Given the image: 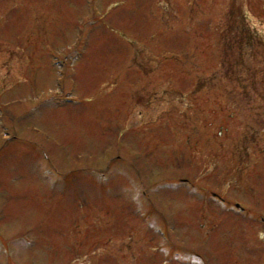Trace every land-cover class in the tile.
Returning <instances> with one entry per match:
<instances>
[{"label": "rangeland", "instance_id": "374dc122", "mask_svg": "<svg viewBox=\"0 0 264 264\" xmlns=\"http://www.w3.org/2000/svg\"><path fill=\"white\" fill-rule=\"evenodd\" d=\"M217 2L0 0V264H264V51Z\"/></svg>", "mask_w": 264, "mask_h": 264}, {"label": "flooded vegetation", "instance_id": "af4514ba", "mask_svg": "<svg viewBox=\"0 0 264 264\" xmlns=\"http://www.w3.org/2000/svg\"><path fill=\"white\" fill-rule=\"evenodd\" d=\"M257 0H218V2L217 3H219V4H221V5H223V6H226V7H231V8H236V9H243V10H245L246 12H245V14L243 13V16H242V20H240V25L239 26H243L245 29H247V31H248V33L250 34V35H252V34H255V35H257L256 33H254L252 30H250V28H253V27H255V24H252V22L251 21H249V19H252L253 17L249 14V13H251V14H253L252 13V9H253V6L252 5H254V3L256 2ZM260 2H262V0H260ZM230 3V4H229ZM228 7V9H230ZM251 7V8H250ZM258 8H260V5H258ZM257 8V9H258ZM249 11V12H248ZM257 12H258V10H257ZM249 23H251L252 24V26H250L249 25ZM245 38H246V40H247V43L248 44H251V45H253V48L254 47H260V48H262V50L264 51V38H261L260 36H245ZM240 44V46L242 45V44H244V41H243V39H242V43H239ZM241 48H242V46H241ZM226 72H227V70H226ZM249 103H251V102H248V106L249 107H251V105H249ZM258 110V111H257ZM256 112H260V110L259 109H257L256 108ZM253 117H255V119H256V123H258L260 120V116H256L255 114H254V116ZM261 121H264V117H262L261 116ZM249 130V132L251 131V134H249V135H247V137H249V136H251L250 138H248V140L249 141H247V142H245L243 139L244 138H242L241 139V141L239 142V143H243V141H244V144H247L248 146H249V148H250V145L252 144V145H255L256 143L255 142H259V141H262V137H255V134H254V132H255V128H253L252 130L249 128L248 129ZM263 139H264V137H263ZM262 144L263 143H261V146L259 145V144H257V147H258V150L261 152V153H258L259 154V157L261 156V155H263V151H261L262 149H263V147H262ZM235 146H236V148H238L239 150H245L246 152L248 151L244 146H239L238 145V142H237V144H235ZM248 157H249V155H248ZM239 162H240V160H239ZM239 165V164H238ZM262 166H264V164L262 165L261 163H260V165L258 166V167H262ZM234 207H236V208H239L238 207V205L237 204H234Z\"/></svg>", "mask_w": 264, "mask_h": 264}, {"label": "trees", "instance_id": "16d2710c", "mask_svg": "<svg viewBox=\"0 0 264 264\" xmlns=\"http://www.w3.org/2000/svg\"><path fill=\"white\" fill-rule=\"evenodd\" d=\"M243 33H244L245 36H247V35H248V36H256L255 34L250 35V34L248 33L247 29H244V32H243Z\"/></svg>", "mask_w": 264, "mask_h": 264}, {"label": "bare ground", "instance_id": "6f19581e", "mask_svg": "<svg viewBox=\"0 0 264 264\" xmlns=\"http://www.w3.org/2000/svg\"><path fill=\"white\" fill-rule=\"evenodd\" d=\"M257 36V35H256Z\"/></svg>", "mask_w": 264, "mask_h": 264}]
</instances>
